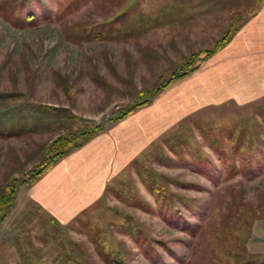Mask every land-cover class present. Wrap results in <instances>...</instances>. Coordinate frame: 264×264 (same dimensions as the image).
<instances>
[{
  "label": "rangeland",
  "instance_id": "374dc122",
  "mask_svg": "<svg viewBox=\"0 0 264 264\" xmlns=\"http://www.w3.org/2000/svg\"><path fill=\"white\" fill-rule=\"evenodd\" d=\"M218 2L0 0V121L36 128L0 138V197L18 181L0 264H264V100L188 120L66 226L22 183L58 136L106 129L247 19Z\"/></svg>",
  "mask_w": 264,
  "mask_h": 264
},
{
  "label": "crops",
  "instance_id": "0c3cea01",
  "mask_svg": "<svg viewBox=\"0 0 264 264\" xmlns=\"http://www.w3.org/2000/svg\"><path fill=\"white\" fill-rule=\"evenodd\" d=\"M224 9L247 15L221 51L153 102L106 129L60 160L26 189L28 200L66 226L101 200L120 177L160 140L188 120L221 106L246 107L264 100V0H225ZM216 8L222 4L214 0Z\"/></svg>",
  "mask_w": 264,
  "mask_h": 264
},
{
  "label": "trees",
  "instance_id": "16d2710c",
  "mask_svg": "<svg viewBox=\"0 0 264 264\" xmlns=\"http://www.w3.org/2000/svg\"><path fill=\"white\" fill-rule=\"evenodd\" d=\"M263 0H256V3L252 8L250 9V15L253 14L257 8L260 6ZM126 14V12H125ZM123 15L127 17V15ZM122 16L119 17L121 20L123 18ZM246 20H244L238 27L234 28L233 30L226 31L222 37L213 45L212 48L202 50L197 53H193L186 62H184L185 70H181L178 73H174L170 79L163 82L160 86H158L152 93L151 98L149 100H146L142 103H137L132 107L125 108L123 111H121L116 117H113L111 119V123H116L136 110L140 109L143 106H146L154 101V99L161 94L164 90H166L168 87H170L175 82L184 79L191 74L195 73L200 65L208 60L210 57H212L217 52L221 51L224 47L228 45V43L231 41L232 36L234 33L238 30V28L245 23ZM112 23V22H111ZM110 23V24H111ZM87 29V28H85ZM232 29V28H231ZM140 32V31H138ZM100 32H93L92 35H96L93 38H100ZM127 36H135L137 37L136 32L127 33ZM85 39L91 38V33L88 30H85V34L83 35ZM6 96H0V99H4ZM8 99H11V96L7 97ZM42 111H45V113L57 115L61 114L60 110L56 108H52L49 106H45L42 108ZM1 111V110H0ZM16 111V110H15ZM22 111V110H18ZM18 112V113H20ZM18 113H13L12 115L3 114L6 115L9 118H6V122L0 121V138H11V137H19L23 134H29L34 132L36 130L35 127H28L23 122L13 120L14 115ZM0 112V120L4 119L1 117ZM4 122V123H3ZM36 123V121H35ZM41 123V120L37 122L39 125ZM36 125V124H35ZM105 130L103 126H96L94 128H86V129H79L76 131H71L63 136H58L48 147L45 148V158L40 162V164L31 170L28 174V177L25 178L22 183H24L28 188L31 187L36 183V181L41 178L44 174H46L50 169H52L60 160L68 156L70 153H72L75 150H78L82 146H84L86 143H88L91 139H93L98 134L102 133ZM27 132V133H26ZM17 183L18 181H11V183L7 184L4 187V193L0 197V225H2L5 220L7 219L9 213L15 208L16 201H17ZM21 183V182H20ZM258 258V257H257ZM260 258V257H259ZM258 259L256 257L250 258L248 261L243 262L242 264H258ZM113 264H120L117 262H114Z\"/></svg>",
  "mask_w": 264,
  "mask_h": 264
}]
</instances>
